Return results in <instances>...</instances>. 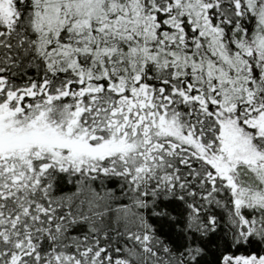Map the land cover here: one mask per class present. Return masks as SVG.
I'll list each match as a JSON object with an SVG mask.
<instances>
[{"label":"snow or ice","instance_id":"6c2138e0","mask_svg":"<svg viewBox=\"0 0 264 264\" xmlns=\"http://www.w3.org/2000/svg\"><path fill=\"white\" fill-rule=\"evenodd\" d=\"M0 264H264V0H0Z\"/></svg>","mask_w":264,"mask_h":264}]
</instances>
